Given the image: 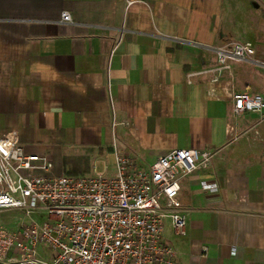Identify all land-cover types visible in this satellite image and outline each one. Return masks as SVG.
<instances>
[{"label": "crops", "instance_id": "obj_1", "mask_svg": "<svg viewBox=\"0 0 264 264\" xmlns=\"http://www.w3.org/2000/svg\"><path fill=\"white\" fill-rule=\"evenodd\" d=\"M244 42L251 60L214 82L215 50ZM233 92L264 97V0H0V136L49 175L213 153L180 180L185 235L166 219L179 264H264V117L234 115Z\"/></svg>", "mask_w": 264, "mask_h": 264}, {"label": "built area", "instance_id": "obj_2", "mask_svg": "<svg viewBox=\"0 0 264 264\" xmlns=\"http://www.w3.org/2000/svg\"><path fill=\"white\" fill-rule=\"evenodd\" d=\"M61 22L71 23L69 13ZM215 53L217 65L206 71L214 82L230 62L250 61L254 48L235 43ZM232 112L264 117V97L233 92ZM212 157L207 150L173 149L144 169L116 154L112 177L53 176L50 162L24 152L16 130L2 134L0 212L20 211L26 219L45 212L46 219L22 221L12 232L0 225V264H179L163 239L164 221L176 236L185 235L180 180L205 169ZM201 188L218 190L215 183L201 182Z\"/></svg>", "mask_w": 264, "mask_h": 264}, {"label": "rangeland", "instance_id": "obj_3", "mask_svg": "<svg viewBox=\"0 0 264 264\" xmlns=\"http://www.w3.org/2000/svg\"><path fill=\"white\" fill-rule=\"evenodd\" d=\"M90 172L86 175L80 174L75 175L79 177H94V176H103V177H112L115 175V159L113 156L109 155L105 159L97 160L90 165ZM31 218L37 222H43L46 219V213H34ZM30 219L23 217V213L20 211H1L0 212V225L7 229L8 231H15L19 224L22 221L29 222ZM165 232L164 239L172 241L174 236L170 233V226L167 220L164 222ZM42 247H39L38 251H41Z\"/></svg>", "mask_w": 264, "mask_h": 264}]
</instances>
